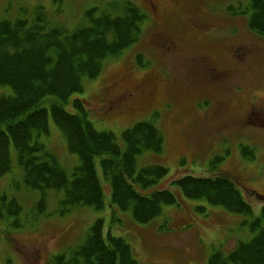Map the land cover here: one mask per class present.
Wrapping results in <instances>:
<instances>
[{
    "label": "rangeland",
    "instance_id": "rangeland-1",
    "mask_svg": "<svg viewBox=\"0 0 264 264\" xmlns=\"http://www.w3.org/2000/svg\"><path fill=\"white\" fill-rule=\"evenodd\" d=\"M127 3L145 15L138 40L102 59L100 73L83 77L81 91L63 107L76 113L73 99H79L93 128L111 132L122 151V132L151 122L161 133V151L139 153L136 173L165 167L166 175L150 189H170L177 201L162 205L148 223L135 221L131 209L111 202L95 158L101 208L78 205L62 212L63 190H47L38 204L41 192L25 183L11 144L10 170L0 175V264H51L55 255L68 257L97 220L104 236L109 231L128 243L138 264H207L215 252L226 255L257 233L250 222L264 202V35L247 27L250 11L239 13L248 0H0V21L25 19L71 32L90 23L87 12L120 16ZM214 70L228 71L227 77L216 80ZM12 94L9 85H0V96ZM54 102L55 96L42 98L47 133L34 129L32 141L70 175L79 160L51 117ZM184 175H226L252 213L185 198L173 184Z\"/></svg>",
    "mask_w": 264,
    "mask_h": 264
},
{
    "label": "trees",
    "instance_id": "trees-1",
    "mask_svg": "<svg viewBox=\"0 0 264 264\" xmlns=\"http://www.w3.org/2000/svg\"><path fill=\"white\" fill-rule=\"evenodd\" d=\"M228 11H239L231 6ZM247 27L264 35V0H248L239 13L246 14ZM90 23L71 32L44 29V25L25 19L0 21V85H9L12 95L0 96V175L10 170V145L23 170L25 183L41 192L38 204L44 202L47 190H63V211L72 206L90 205L101 208L103 187L98 179L95 158L110 188L111 202L120 210L131 209L139 223L156 218L162 205L175 204L177 196L170 189H150L167 173L160 165L141 168L136 173V157L143 150L161 151L162 136L151 123L141 121L122 132V151L111 132L97 131L87 118L79 99H73L76 113L67 112L63 103L82 89V78L96 77L102 59L116 55L136 42L145 15L134 5H124L122 15L101 13ZM45 96H55L49 112L62 132L69 152L77 155L79 165L67 175L43 144L32 141V131L47 133L48 110L40 106ZM185 198L205 199L221 205L229 212L251 214L235 183L226 175L197 177L184 175L173 182ZM12 204L16 210L19 206ZM257 233L248 241H240L226 255L220 251L210 256L207 264H264V202L259 216L250 222ZM51 264H138L126 241L103 234L102 221L97 220L87 231L81 244L65 257H52Z\"/></svg>",
    "mask_w": 264,
    "mask_h": 264
},
{
    "label": "flooded vegetation",
    "instance_id": "flooded-vegetation-1",
    "mask_svg": "<svg viewBox=\"0 0 264 264\" xmlns=\"http://www.w3.org/2000/svg\"><path fill=\"white\" fill-rule=\"evenodd\" d=\"M227 74H228V71H217V74H215V70H214V73L212 74V76L216 80H222L223 78H226L227 77Z\"/></svg>",
    "mask_w": 264,
    "mask_h": 264
}]
</instances>
